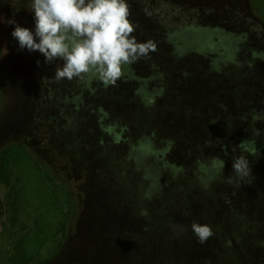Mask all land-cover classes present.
I'll list each match as a JSON object with an SVG mask.
<instances>
[{"label":"rangeland","instance_id":"rangeland-1","mask_svg":"<svg viewBox=\"0 0 264 264\" xmlns=\"http://www.w3.org/2000/svg\"><path fill=\"white\" fill-rule=\"evenodd\" d=\"M126 2L130 20L136 26L133 35L137 41L151 40L156 45L149 57L133 63L132 69H126L117 81L131 82V97L136 91V99L129 98L146 113V124L149 119L156 124L155 112L161 98L146 106L148 102L142 101L144 94L140 92L141 83L148 82L149 93L161 89L159 76L164 74L180 83L183 72L195 71L189 64L210 69V63L202 56L212 60V70L221 68L225 72L240 62H252L255 54L260 63L264 62L260 58L264 54V0ZM26 7L27 0H0V264H124L120 251L124 248L115 244V235L104 237L97 228L95 217L98 209H103L100 201L107 204L109 208H105L110 214L119 210L121 214L114 222L118 223L120 216L125 222L129 216L137 220L139 228H128L134 239L137 264H202V261L210 264L206 261L212 262L215 255L211 248L222 249V240L214 237L212 241L209 238L204 244L198 243L190 227L194 221L209 225L213 231L220 229L224 242L230 241L234 246L237 244L231 232L239 230L246 235V244L238 250L242 262L257 264L261 247L253 242L258 237L264 239V165H260L264 163V156L252 154L253 176L247 178L251 182L246 179L239 187L226 182L233 174L229 159L224 170L209 182L208 193L180 180L177 185H168L169 177L163 171L159 173L162 169L155 156L141 155L138 147L145 137L162 150L166 147L165 141L172 142L169 134L159 127L143 133L129 124L126 112L111 113L109 106L101 103L106 97L102 82L93 78L89 83L87 77L56 81L55 69L63 61L47 64L40 53L21 51L18 41L11 36L14 25L8 21L14 19L21 27L34 32V13ZM195 29L204 31L197 42L205 46L190 45L187 51H179L177 37ZM230 47L232 50H228ZM200 74L199 80L207 75ZM207 77L211 79L210 75ZM222 79L224 89L227 86L230 92L236 89L237 84L228 75ZM191 80L193 85L197 84ZM112 86H108L109 90ZM207 96L212 98V103H217V98ZM204 100L208 110L219 111L210 105L207 97ZM94 103V115L99 114V108L108 115L102 121L104 126L115 122L121 125L119 141L106 133L105 141L112 142L109 147L112 168L106 171L109 179L104 178L108 183L105 187L99 177L85 172L81 158L74 156L69 160L68 154H78L81 150L83 129L68 133L64 127L67 121L62 119L63 114H73ZM224 103L229 107L238 105V101L227 98ZM227 128L226 123H221L218 127L212 124L208 129L217 135H227ZM242 128L241 125L230 127L235 129L234 134L243 133ZM62 140L69 145L64 146ZM233 154L239 155L238 149ZM173 155L175 158L172 152L168 154V161L182 167L188 177L192 176L197 169L195 165L184 166L177 162L179 158L174 152ZM223 156L216 157L223 160ZM35 159L44 168L52 167L55 178L40 169ZM180 183L185 185L183 189ZM183 191L185 200L181 197ZM182 203L188 206L185 215ZM249 242L252 243L249 245Z\"/></svg>","mask_w":264,"mask_h":264},{"label":"trees","instance_id":"trees-1","mask_svg":"<svg viewBox=\"0 0 264 264\" xmlns=\"http://www.w3.org/2000/svg\"><path fill=\"white\" fill-rule=\"evenodd\" d=\"M255 4L257 3L255 2ZM147 16L146 14V17ZM143 19L145 18L143 17ZM204 34V31L195 29L183 33L178 37L176 36L178 38L176 44L179 51H187V46L190 45L204 47L205 45L203 43L197 42V38L204 36ZM228 50H232V48ZM226 52L229 51L226 50ZM262 55L263 56L260 58L264 61V54ZM221 56H224V54ZM202 57L210 63V69L207 70L203 65L189 64L195 71L192 74L187 71L183 72L182 75L184 76H181L183 80L180 83L169 80L168 75L164 74L159 76L162 87L155 93H149V91H147L149 86L147 81L143 84L141 83L140 92L144 94L142 101L148 102L146 106L149 107V104L156 101L157 98H161L158 101V111L156 110L155 112L156 124L152 123V119H149V124H146L147 121L144 120L146 113L133 105V101L129 98L131 97L133 89V86H130L131 82L120 81L113 85L111 90H109L111 87L108 88L109 85L107 87L104 85L102 93L105 92L106 97L105 99H101V103H106L111 113L113 112L115 114V111L126 112L125 118L129 124L134 128L140 129L143 133L158 127L164 129L167 134H169L168 138L170 137L169 139H172V142L168 140L165 141L166 147L164 149L158 150L154 142L148 138L146 139L144 137L145 134H142L141 136H143L144 139L139 141L138 151L143 156H155L156 163H159L162 169L159 173L163 171L164 175L169 177L168 185H172L173 183L177 185V181L180 180L179 182L192 183L200 187L202 191L208 193L209 191L207 189L209 188V182L215 179L221 171L218 169L215 170V168L212 167V159L208 160L207 158L224 155L223 160L226 162L228 159L232 160L234 149H238L239 155L243 154L246 156L249 159V163H251V159L254 160L252 154L264 156L261 155V150L264 148V62L260 63L257 60L258 55L255 54L252 62L245 60L247 62H240L237 67L225 72V70L221 68L212 70L211 66L214 67V63H211L212 60L206 56ZM131 69L132 65L127 68V70ZM202 72H206L207 74L203 80L201 79L203 82L198 78L199 75L201 77L200 73ZM226 73L228 77L237 84L233 92H230L229 86H227L226 89L222 87V78L224 75L227 77ZM208 75L211 76V79H208ZM191 79L197 81V84H194L197 85V87L192 84ZM136 80L138 81V79ZM90 81L89 79L88 82L90 83ZM135 93L136 91H133V98L131 97L133 100L136 99ZM207 94L210 97L217 98L219 102L217 101L215 104L212 103V98H209ZM234 95L235 97H232ZM205 97L210 100L209 103H211L210 105L213 106L214 109L217 111L219 109L217 113L212 109L208 110V108L204 106L206 102L204 100ZM226 98L238 101V105L235 107L225 106L224 101ZM239 102H243V104ZM95 105L94 103L88 107L83 106L81 110L78 109L73 114L67 112L62 115V119L67 121L65 123L67 126L64 127L66 128L65 131L68 133H74L79 131V129H83L81 132V150L78 154L75 152L68 154V157H70L69 160L72 161L74 156L81 158L86 167L85 172L89 175L93 173V176L99 177V180H102V186L105 187L108 184L105 183L106 179H109V175L106 174V171L108 172L112 168L109 151L112 142L105 141L107 137L106 133H111L113 138H115L114 140L116 142L119 141L121 139V133L119 132L121 125L115 122L108 127L104 126L102 121L104 118H107L108 115L102 108L98 109L99 116L97 113L94 115ZM159 110L162 111L159 112ZM158 120L162 121L160 122L161 125H158ZM164 120H166V122ZM210 122H217L213 124L215 127H218L221 123H226V127H228L227 135H217L213 130L209 131L208 128L212 125ZM233 125H236V128H238L239 125L243 126L241 129L243 133L239 131L240 133L234 134L233 131L235 129H230ZM63 143L64 146L69 145L62 140V144ZM135 149L136 148L133 147V150ZM228 150L232 153H227ZM170 152H172L173 157V152L177 155L179 158V160L177 159L178 163L184 166L187 164L195 165L197 169L193 171L192 176L190 174L188 177V174L182 167L168 161L167 156ZM34 158L39 157L36 156ZM35 160H37L40 169L50 172L52 177L55 178L52 167L45 165L46 168H44V165L39 163V159ZM260 165H264V163H260ZM105 177L106 179H104ZM247 180L251 182L250 179ZM180 187L183 189L185 185L180 183ZM185 196L186 193L183 191L181 197L184 198V200ZM100 202L103 204V209L100 207L95 217L99 233L103 234L104 237H108L111 234L112 237L115 235V244H119L120 247L123 246L124 248V251L120 249L123 254V263L137 264L133 251L135 249V243H133L134 239L131 237L132 232H128V228L133 230L139 228V224L136 222L137 220L129 216L128 220L125 222L121 220L122 218L120 216L118 223H116L114 222L116 216L121 214H119V210H113L114 216L112 215L113 213L110 214L109 210L105 208L108 207L107 204L104 201ZM182 205L184 206L183 211L185 215V207L188 206H185V203H182ZM100 212L102 213L101 215ZM231 225H233V223ZM213 233L214 235L210 240L212 241L214 237L221 238L223 247L222 249L211 248V251L215 253V255L212 256L213 261L211 262V260H208L206 262H210V264L213 262L214 264H244L238 250L246 244V235L241 234L239 230L231 232V236L237 244L234 246L230 241L224 242V236L220 229L214 230ZM228 235L229 234H227V239L229 240ZM251 243L252 242H249L248 244L250 245ZM253 243L261 247L258 252L257 264H264V239L262 240V237H258Z\"/></svg>","mask_w":264,"mask_h":264},{"label":"clouds","instance_id":"clouds-1","mask_svg":"<svg viewBox=\"0 0 264 264\" xmlns=\"http://www.w3.org/2000/svg\"><path fill=\"white\" fill-rule=\"evenodd\" d=\"M26 8L34 13L35 31L13 19L8 21L14 25L11 36L21 51L38 52L47 64L63 61L55 69L56 81L87 77L106 87L115 85L130 65L156 50L153 41L138 42L133 35L136 26L130 20L126 0H27ZM212 167L223 171L225 162L213 157ZM232 168L228 184L239 187L253 176L243 154L232 156ZM190 227L200 244L214 235L207 224L194 221Z\"/></svg>","mask_w":264,"mask_h":264}]
</instances>
